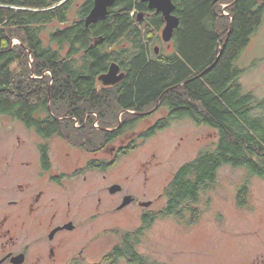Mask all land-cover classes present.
I'll return each instance as SVG.
<instances>
[{
	"label": "trees",
	"instance_id": "obj_1",
	"mask_svg": "<svg viewBox=\"0 0 264 264\" xmlns=\"http://www.w3.org/2000/svg\"><path fill=\"white\" fill-rule=\"evenodd\" d=\"M75 3L0 0V114L18 112L42 135L50 136L68 134L64 128L68 123L62 124L51 113L103 112L102 125L115 127L121 112L147 111L160 104L172 111V117H189L219 132L214 148L202 150L175 173L164 190L165 209L144 217L139 229L124 232L103 258L107 264H149L150 257L138 250L147 229L164 217L187 225L197 223L203 212L198 206L204 194L214 189L220 168H243L249 176L264 179V112H255L264 109V99L259 101L243 91L239 82L243 70L237 65L262 23L264 0L219 1L229 4L231 18L221 16L214 0H175L182 24L174 42L184 51V58L174 56L162 64L149 61L146 49L160 40L158 32L164 22L157 16L136 23L132 12L145 8L138 0H116L108 16L89 27L85 20L94 0L79 5L77 18L71 21ZM51 24L63 27L48 32L45 40L43 35ZM150 29L151 35L143 33ZM100 38L103 42L92 47ZM120 45L128 47L121 49L123 58L113 49ZM112 61L123 65L127 77L119 86L105 87L98 77ZM23 112L51 113L38 116L35 124L34 116L25 117ZM124 113L122 133L141 120L136 114ZM170 121H161L144 137L164 129ZM248 188L245 183L238 193L241 208L248 207Z\"/></svg>",
	"mask_w": 264,
	"mask_h": 264
},
{
	"label": "rangeland",
	"instance_id": "obj_2",
	"mask_svg": "<svg viewBox=\"0 0 264 264\" xmlns=\"http://www.w3.org/2000/svg\"><path fill=\"white\" fill-rule=\"evenodd\" d=\"M84 1L76 0V4L81 5ZM76 4L71 21L77 18ZM228 5L218 4L222 17L231 18ZM58 27L63 26L51 24L43 35L44 39L47 40L48 32ZM17 43L19 41L14 40V44ZM237 65L243 70L239 77L243 91L252 93L259 101L263 100L264 16ZM158 107L148 109L152 110L148 118L141 117L133 128L124 131L126 153L105 173L106 187L120 184L123 186L122 196L129 194L141 201L152 200L155 202L153 206L143 209L132 205L117 212L116 206L122 199L120 196L111 197L107 188L105 213L101 219L90 220L80 233L69 234L68 244L58 260L45 264H68L76 258L80 260V252L85 263L107 264L103 262L104 256L124 232L139 229L144 217L165 209L164 190L175 173L195 160L202 150L214 148L217 144V129L196 123L189 117L172 120L167 127L145 138L144 134L151 126L167 117L168 109ZM255 112H264V109ZM124 114H119V124H122ZM30 141L32 143L33 139ZM76 156L74 153L73 157ZM245 183L249 187L248 207L241 208L237 205V196ZM198 207L203 212L193 225L173 217L154 220L138 246L142 255L150 257L149 264H264L263 178L249 176L246 169L225 165L218 170L214 189L204 194ZM121 264L128 263L121 261Z\"/></svg>",
	"mask_w": 264,
	"mask_h": 264
},
{
	"label": "flooded vegetation",
	"instance_id": "obj_3",
	"mask_svg": "<svg viewBox=\"0 0 264 264\" xmlns=\"http://www.w3.org/2000/svg\"><path fill=\"white\" fill-rule=\"evenodd\" d=\"M173 2L176 5L174 15L180 19V28L182 21L177 14L175 0ZM138 3L145 8H136L132 12L136 23L144 24L157 16L164 22L158 32L160 40L146 49L148 60L156 64H162L174 56L182 60L184 51L177 48L174 42L178 28L171 41L164 42L162 31L165 21L162 14L150 9L148 1L138 0ZM143 33L151 35L152 30H144ZM126 48L127 45L113 47L119 58L125 56L122 50ZM138 57L135 55L133 58ZM112 63L118 64V74L124 73L125 78L115 85L106 86L98 77L102 86H119L127 77L122 64L112 61L110 65ZM110 65L101 75L109 71ZM125 111L135 112L136 116L145 119L152 110ZM170 112L168 109L167 117L161 118L151 128L163 120L183 118L172 117ZM17 113L0 114V264L55 263L68 244L69 234L80 233L86 223L99 220L104 215L108 188L105 186V173L109 166L117 165L122 154L126 153L123 135L126 131H120L121 124L115 127L102 125L103 112H66L64 116L51 112H23L25 117L33 115L32 122L35 124L38 116L45 118L49 113L62 124L68 123L64 126L68 134L44 136L36 125L31 126L28 119H21ZM74 153L76 157H73ZM114 185L120 184L113 183L108 192L111 197L120 196L122 199L120 205L116 206L117 212L132 205L149 209L155 203L152 200H138L129 194L122 196L121 185V190L112 194L110 188ZM127 196H131L133 201L120 209ZM146 202L150 203L148 207L143 206ZM78 257L80 260L76 258L73 261L85 263L82 252Z\"/></svg>",
	"mask_w": 264,
	"mask_h": 264
},
{
	"label": "water",
	"instance_id": "obj_4",
	"mask_svg": "<svg viewBox=\"0 0 264 264\" xmlns=\"http://www.w3.org/2000/svg\"><path fill=\"white\" fill-rule=\"evenodd\" d=\"M142 1H148L149 2V8L156 10L157 13H161L163 16V19L165 21V27L162 31V39L164 42H170L175 30L179 27L180 19L176 15H174V12L176 10V5L174 4L173 0H142ZM216 3L217 0H214ZM116 3V0H95L94 6L89 13L88 17L85 20V24L87 27H89L92 24H96L99 20L105 18L109 14V9L112 8ZM103 42V38H100L98 40H95L92 47L97 46L98 44ZM119 66L117 63H112L110 65L109 71L106 74L99 76V81L103 83L106 86L115 85L119 82H121L125 78V74H118L119 72ZM191 81V80H190ZM189 81L185 82L188 83ZM158 107V105L156 106ZM126 111H123V113ZM129 113H135V112H129ZM138 115H143L140 113H137ZM120 185H114L110 188V192L116 193L121 190ZM133 201V198L131 196L125 197L123 203L119 207L120 209L127 206ZM149 202L143 203V206L148 207Z\"/></svg>",
	"mask_w": 264,
	"mask_h": 264
}]
</instances>
